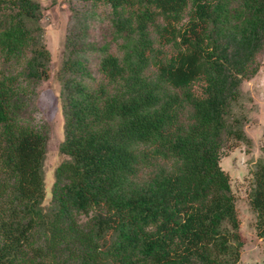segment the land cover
Segmentation results:
<instances>
[{
    "label": "trees",
    "instance_id": "trees-1",
    "mask_svg": "<svg viewBox=\"0 0 264 264\" xmlns=\"http://www.w3.org/2000/svg\"><path fill=\"white\" fill-rule=\"evenodd\" d=\"M76 1L56 74L66 158L43 207L42 8L0 0V264H235L238 210L218 159L251 143L240 84L259 67L264 0ZM260 151L246 197L264 239Z\"/></svg>",
    "mask_w": 264,
    "mask_h": 264
},
{
    "label": "rangeland",
    "instance_id": "rangeland-1",
    "mask_svg": "<svg viewBox=\"0 0 264 264\" xmlns=\"http://www.w3.org/2000/svg\"><path fill=\"white\" fill-rule=\"evenodd\" d=\"M41 6L39 24L42 27L43 43L49 53L47 77L35 88L33 99V116L47 125L48 133L45 153L42 162L44 195L42 206L49 204L50 186L55 166L65 155L59 152L62 140V116L59 103L60 83L57 71L62 62V49L66 31L69 27L71 7L83 10L84 4L76 0H36ZM86 38L93 43L107 40L106 27L98 17L87 22ZM89 66L93 69L94 55L87 53ZM241 89L251 97L247 121L243 124L244 133L250 138V146L245 148L242 143H233L221 149L218 164L226 171L230 191L236 198L239 217V233L242 243L239 258L235 264H264V239L255 235L253 213L248 205V161L261 155L264 146V49L259 56V67L254 75L242 80Z\"/></svg>",
    "mask_w": 264,
    "mask_h": 264
}]
</instances>
